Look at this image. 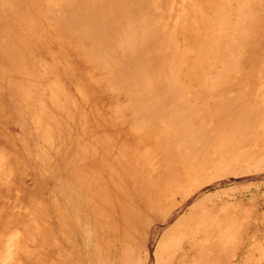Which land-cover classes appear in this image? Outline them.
<instances>
[{
    "label": "bare ground",
    "instance_id": "bare-ground-1",
    "mask_svg": "<svg viewBox=\"0 0 264 264\" xmlns=\"http://www.w3.org/2000/svg\"><path fill=\"white\" fill-rule=\"evenodd\" d=\"M263 186L264 0H0V264H264Z\"/></svg>",
    "mask_w": 264,
    "mask_h": 264
},
{
    "label": "rangeland",
    "instance_id": "rangeland-1",
    "mask_svg": "<svg viewBox=\"0 0 264 264\" xmlns=\"http://www.w3.org/2000/svg\"><path fill=\"white\" fill-rule=\"evenodd\" d=\"M30 183V182H29ZM254 192V191H253ZM261 193H264V186L262 187V190H261ZM252 194V193H251ZM251 194L250 195H248V198H251ZM238 195H240V194H238ZM244 196H245V194H244ZM240 197V198H239ZM238 197V200H241L242 198H243V195H240ZM250 200V199H249ZM248 200V201H249ZM258 200V201H257ZM253 201L254 202H252V204H254V206H258V205H260V204H264V196H263V194L262 195H258V196H256V194L253 196ZM247 234H249V232L247 233ZM246 234V235H247ZM239 253V254H238ZM244 254V250H240V252L238 251L237 252V258H236V260L234 261V262H236V263H238L239 262V260H241L242 258H243V255ZM240 255V256H239ZM240 258V259H239Z\"/></svg>",
    "mask_w": 264,
    "mask_h": 264
}]
</instances>
